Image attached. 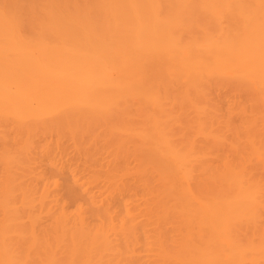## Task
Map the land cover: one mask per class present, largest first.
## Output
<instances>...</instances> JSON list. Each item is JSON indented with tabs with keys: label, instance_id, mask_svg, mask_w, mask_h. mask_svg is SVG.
<instances>
[{
	"label": "rangeland",
	"instance_id": "obj_1",
	"mask_svg": "<svg viewBox=\"0 0 264 264\" xmlns=\"http://www.w3.org/2000/svg\"><path fill=\"white\" fill-rule=\"evenodd\" d=\"M17 2L26 11L51 4L67 12L88 0L0 5ZM188 23L189 37L215 31L203 16ZM157 83L160 107L131 97L107 112L25 128L0 122V240L19 264H198L200 227L183 208L228 196L239 179L259 198L232 222V239L247 264H264V86L236 77L201 87L173 77ZM156 125L187 155L188 175L149 137ZM79 211L83 224L75 222ZM111 217L115 233L94 238Z\"/></svg>",
	"mask_w": 264,
	"mask_h": 264
},
{
	"label": "bare ground",
	"instance_id": "obj_2",
	"mask_svg": "<svg viewBox=\"0 0 264 264\" xmlns=\"http://www.w3.org/2000/svg\"><path fill=\"white\" fill-rule=\"evenodd\" d=\"M198 16L215 31L189 37L188 21ZM163 77L198 87L225 77L264 86V0H88L67 12L51 4L31 11L21 2L0 5V122L25 128L61 114L107 112L131 97L160 107ZM149 137L189 172L187 155L159 126ZM230 187L226 197L183 208L187 222L200 227L193 244L198 264L250 261L236 247L231 224L253 212L258 191L240 179ZM133 214L128 208L135 220ZM75 216L84 223L82 211ZM111 220L94 238L108 241L117 227ZM0 255V264H19L3 240Z\"/></svg>",
	"mask_w": 264,
	"mask_h": 264
}]
</instances>
